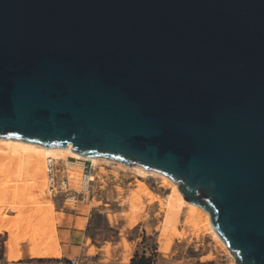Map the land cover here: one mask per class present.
<instances>
[{
	"label": "water",
	"instance_id": "95a60500",
	"mask_svg": "<svg viewBox=\"0 0 264 264\" xmlns=\"http://www.w3.org/2000/svg\"><path fill=\"white\" fill-rule=\"evenodd\" d=\"M0 138L162 173L264 264V0H0Z\"/></svg>",
	"mask_w": 264,
	"mask_h": 264
},
{
	"label": "rangeland",
	"instance_id": "374dc122",
	"mask_svg": "<svg viewBox=\"0 0 264 264\" xmlns=\"http://www.w3.org/2000/svg\"><path fill=\"white\" fill-rule=\"evenodd\" d=\"M46 162L28 152L0 153V252L7 233L8 261L20 258L22 242L31 258H59L56 226L64 214H77L83 219H76V227L85 226L87 244L105 245L101 252L92 246L86 255L92 259L84 264H235L229 250L185 207L167 208L174 191L158 177L84 161L91 170L86 176L73 157H59L53 160L56 181L67 179L69 191L52 196ZM88 179L93 181L89 187Z\"/></svg>",
	"mask_w": 264,
	"mask_h": 264
},
{
	"label": "bare ground",
	"instance_id": "6f19581e",
	"mask_svg": "<svg viewBox=\"0 0 264 264\" xmlns=\"http://www.w3.org/2000/svg\"><path fill=\"white\" fill-rule=\"evenodd\" d=\"M17 152H24V153L28 152V153L32 154L33 156H41L45 161H47L48 158L55 160V159L61 157V158H69V160H70L73 157L77 163L76 167L77 168L82 167L84 169L89 168L88 166H86L84 164V161L91 162L92 166L99 163V162L114 163L116 165H119L121 167L128 168V169L134 171V173L136 175H139L140 177H145V176L158 177L161 180V183L164 187L166 186L168 188H171L174 191V201L168 200L166 203L167 208L170 211H177L178 210L177 205H180L181 207H185L188 210V212L190 213L191 218L193 220L198 221L202 225H206L209 228V230L212 232V234L214 235V238L216 240H218V242H220L224 248L228 249L226 244L220 239V237L216 234L215 230L213 229L211 221H210V216L207 213V211H205L203 208H201L197 205H194L193 203H190L189 201H187L183 197L182 193L180 192V189H179L180 183L174 182L168 176H166L162 173L156 172L154 170H146L141 166H128V165H125L121 162H116V161L109 160L106 158L85 157L83 155H80L76 151L71 150V149H67V148H46L45 146L35 144V143H31L28 141L8 139V138H0V153L5 154V153H17ZM33 166H34V162L31 163V167H33ZM41 173H44V171ZM82 173H84V172L81 171V174ZM138 186L143 187L142 184H138ZM44 188H45L46 195H47V181H45V187ZM176 202L178 204H176ZM229 252H230V250H229ZM232 256H233V254H232ZM234 261H235V259H234Z\"/></svg>",
	"mask_w": 264,
	"mask_h": 264
},
{
	"label": "crops",
	"instance_id": "0c3cea01",
	"mask_svg": "<svg viewBox=\"0 0 264 264\" xmlns=\"http://www.w3.org/2000/svg\"><path fill=\"white\" fill-rule=\"evenodd\" d=\"M64 215H67V217H62L61 223L56 226L58 244L61 250L59 258H31L28 255L29 245L22 242L19 245L20 258L8 261L6 256L7 233H3L4 241L0 252V264H84L86 261H91L92 258L86 255L93 245H88L86 242L88 237L86 236L85 226L83 228L76 227V219H83V217L77 214ZM93 247L101 252L105 245Z\"/></svg>",
	"mask_w": 264,
	"mask_h": 264
},
{
	"label": "built area",
	"instance_id": "2783aa9c",
	"mask_svg": "<svg viewBox=\"0 0 264 264\" xmlns=\"http://www.w3.org/2000/svg\"><path fill=\"white\" fill-rule=\"evenodd\" d=\"M84 164H85V162H84ZM57 172H59V170H57V168H55V165L53 163V159L48 158L47 162H46V174H47L48 179H49V193L52 196L53 195L55 196L57 194L66 193L67 191H69L68 186H67V179H65L62 182L56 181L55 173H57ZM84 174L86 176H90L91 170L89 168L84 169ZM92 182L93 181L91 179H88V180H86V185L89 187ZM76 194H79V193H76ZM70 199L74 202V204L78 203L76 196L73 195L72 197H70Z\"/></svg>",
	"mask_w": 264,
	"mask_h": 264
}]
</instances>
